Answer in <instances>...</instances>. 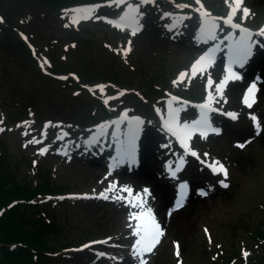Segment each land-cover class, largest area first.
<instances>
[{
  "label": "rangeland",
  "instance_id": "1",
  "mask_svg": "<svg viewBox=\"0 0 264 264\" xmlns=\"http://www.w3.org/2000/svg\"><path fill=\"white\" fill-rule=\"evenodd\" d=\"M93 1L78 0L69 9L56 10L41 0H0V17L7 14L29 49L25 52L18 46L6 51L2 47L5 36L0 31V95L18 96L23 105L22 109L14 107L19 117L13 118L0 104V169L7 174L8 187L19 186V190L25 185L39 192V180L44 187L51 185L53 194L46 193L38 204L56 225L48 242L57 247L76 245L60 255L49 254L44 264H140L132 249L137 240L147 236L136 224L142 215H148V208L159 223L150 197H145L144 191H123L127 187L118 183V175H133L135 169L143 167L145 150L163 157L162 162L145 157L154 179L171 186V193H177L178 179L188 181L181 207L194 205L184 222L189 230L187 240L167 236L162 226L164 238L161 236L152 251L144 254L146 264L158 260L157 264H264V242L255 237L258 230L264 231V94H256L248 107L243 103L247 82L239 87L234 82L228 88V80L222 92L216 93V82H223L227 69L221 59L206 64L205 73H193L206 45L218 48L221 55L231 37L237 39L235 32L225 29L216 18L230 15L229 4L225 0H200L201 9L196 0H151L147 4L140 0ZM229 3L235 7L234 0ZM128 4L139 6V15L130 13L134 20L122 27L108 22L125 13ZM82 7L92 11L74 18L73 10ZM244 8L249 12L246 18ZM204 12L210 15L205 17ZM203 18L217 20L218 40L200 42L198 28ZM232 21L261 30L264 0H242ZM252 42L244 66L233 68H264V41L254 38ZM35 50L42 54L34 55ZM71 61L93 69L88 86L50 84L37 76L38 70L48 75L51 63ZM55 77L69 81L66 74ZM209 77L214 81L212 89L207 87ZM151 83L169 88L162 98H155L149 92ZM210 90L213 104L238 119L209 115L216 131L206 137L194 134L191 146L203 162L218 169L223 165L227 176L223 172L213 175L200 160L193 159L177 177L170 178L167 166L174 167L178 149L164 135L160 123L171 109L179 112L182 122L197 120L200 116L195 105L206 103ZM36 107L43 109V120L37 117ZM132 117L143 119L142 156L136 167L110 170L104 162L112 145L104 137L112 130L109 127L103 135L96 128ZM71 163L93 171L95 181L87 183L81 176L68 173L66 167ZM138 194L146 201L143 209L133 207L140 203ZM179 208L172 204L170 211ZM36 209L27 206L26 215L36 219ZM124 209L128 214L122 217V226H102L106 215L120 214Z\"/></svg>",
  "mask_w": 264,
  "mask_h": 264
},
{
  "label": "trees",
  "instance_id": "2",
  "mask_svg": "<svg viewBox=\"0 0 264 264\" xmlns=\"http://www.w3.org/2000/svg\"><path fill=\"white\" fill-rule=\"evenodd\" d=\"M41 1L48 6H52L56 10L69 7L75 1L78 2V0H71V2L67 0ZM94 1L104 3V1L108 0ZM169 1H172L173 3L178 2L177 0ZM0 31H2L5 36L2 47H4L6 51H13L14 48H17L18 46L23 48L25 52L29 51L25 42L18 35V28L10 22L7 14H2V19H0ZM45 55L47 58L49 57L52 59L48 54ZM55 59L56 58H54V61ZM48 72V75H45L42 70H38L37 76L40 80H46L50 84L59 83L62 86L65 85L80 88V85L88 86L90 84L92 79H89L88 77L92 75L94 71L90 66L83 67L76 64L75 61H71L67 64L57 62H54V64L51 63V68L48 69ZM69 73H75L79 80L69 77V81L66 82L55 77V75H69ZM168 88L169 85L158 86L157 84L151 83L149 92L150 95H153L155 98H162L164 92L167 91ZM11 102H15L16 105L9 104ZM0 104L7 108L13 118L19 117V114L15 112L14 107L18 106L21 109L23 107L19 97L13 95H0ZM98 110L100 109L97 108L96 111ZM34 111L36 112L37 117H40L41 120L46 117L43 109L40 107H36ZM39 172L40 170L38 173ZM5 174L6 173L3 169H0V264H44L45 258L49 254L60 255L64 250L71 248L74 243L57 247L48 242L50 236L54 234L56 225L49 219L48 214L39 208L38 204L46 198L48 195L46 193L50 192V194H53L51 185H49V187L45 185L44 187L39 180L37 185H39V187L42 186L39 189V192H33L29 186L26 187L25 185L18 190L19 186H7L8 179L7 174ZM45 177V181L49 182L48 177ZM27 206L37 207L36 212H34L35 214H38L36 219L26 215ZM255 237L260 238L261 241L263 240L262 242H264V231L258 230Z\"/></svg>",
  "mask_w": 264,
  "mask_h": 264
},
{
  "label": "bare ground",
  "instance_id": "3",
  "mask_svg": "<svg viewBox=\"0 0 264 264\" xmlns=\"http://www.w3.org/2000/svg\"><path fill=\"white\" fill-rule=\"evenodd\" d=\"M86 9H89V8L82 7V8L74 9L73 10V13H75L74 18L81 17L82 13H84ZM123 14L121 16H123ZM121 16H116L113 20L117 21ZM129 16H131L130 13H129ZM204 19L205 18H203L202 23H203ZM200 35H202V34L200 33ZM241 35H243V33ZM254 36L256 38L259 37L257 35H254ZM239 40H240V38H239ZM239 40L230 41L231 44L226 47V48H228L229 54H230V49L233 47V44L238 43ZM206 62H208V61L204 62V64H205L204 66H206V64H207ZM202 65H200V66H202ZM256 68L258 70L253 71L252 65H250L249 70H242L241 69V70H238L237 73H234L231 70L235 76L240 77L239 79L232 78L228 72L229 68H227L224 77L225 78L227 77V78H229L228 80H230V82L228 84V88H230V85L233 84L234 82H237L238 87L247 82L248 86H246L244 88L247 91L249 86L255 83V86H256L255 91L257 92L258 96H261L262 94H264V68H262V67L261 68L256 67ZM244 69H246V68H244ZM197 70L205 73V70L203 67L196 66L195 71H197ZM252 79H254L255 81ZM253 81H254V83H253ZM209 93L212 95V97H214L213 94L211 93V90L209 91ZM213 101H214V98L210 103L207 100V104L214 105ZM249 101H251V100H249ZM171 112L174 115H176V112L173 109H171ZM198 113H199V116L201 118V109H198ZM177 118H178V123L182 124L183 122L180 120L179 116H177ZM125 125H126L125 122H121V121L119 122V126H117L116 122L115 123L109 122V123H106L104 125L103 124L99 125L98 128H96L97 129L96 132L98 131L99 134L101 132L104 135L106 132H108L109 127H110V129L112 130L110 133L111 136H105L104 138H108L109 143H110L108 145L109 146L110 145L116 146L117 151H118L119 150L118 145H121L120 141H121V139L125 133V130H124ZM188 137L189 136H187V138ZM187 144H188L190 150L194 149L191 146L189 138L187 140ZM136 150L137 151L135 152V157H137L139 152H140V151H138V149H136ZM119 151L121 154L114 155V158L111 161V164L113 163V164L119 165V163H115L113 161L114 160L122 161V160L128 159L127 156L122 154L123 153L122 150H119ZM144 154H145L143 157L144 164L141 160V162L144 166L141 167L140 169L133 171V175H128V173L122 172L121 175H118V176H120L118 183L120 185H125L128 189H132L134 191V193L142 192V191H144V189H147L149 192V195H147V196L150 197V204L153 206V208L155 210V216L157 217V220H158V223L160 226V230L162 231V233H163V229H162V226H163L164 230L167 233V236L170 235V236L176 237L177 238L176 240H179L181 238L184 241H186L187 240V234L189 233V230H186V228L188 226H185L184 222H186L187 219L189 218V216H190L189 214H190L191 210L194 209L193 208L194 205H192V207L191 206L190 207H187V206L180 207L178 211H170V206H172V204L175 205V202L178 200V198H181V196L183 195V193H181V190H183L184 187L186 189V186H184L182 188L181 185L184 184V183H182L181 185L178 186V191H180V193H178L176 196L175 193L172 192L173 193V195H172L171 186L169 187L168 184L160 183L158 180L154 179L152 172H150L148 165H147V162H146V158L150 161H152L151 159H154V160H157L159 162H162L161 159H163V157L161 158L160 155H158V153H156V152L152 153L150 150H145ZM84 161H87V160L84 159ZM84 161H82V162L89 166V164L85 163ZM138 161L139 160H137V162ZM122 165H123V163L121 164V166ZM174 170H175V168H174ZM66 171L72 175L75 174L76 176H81V178L86 179L85 182H87V183H90V181H92V182L95 181V178L97 177V175L94 174L93 171L83 169V168L77 166L76 164L74 165V163L68 164V166L66 167ZM188 206H189V204H188ZM127 214H128V211L125 209L122 210L120 212V214L119 213L113 214V215H115L113 218H109L108 216H113V215L108 214V215H106V217H105L106 219L103 221L102 226H104V227L122 226V221H123L122 217L126 216ZM139 222L140 223L136 224V227H139L143 232L147 231L148 230L147 227L150 226L149 232H147V233L145 232V236H150L149 233H151L153 231L152 220L149 219L148 215L146 214V215L141 216V218L139 219ZM162 237H163V235H162ZM158 261H157V263H158ZM157 263L152 262L151 264H157Z\"/></svg>",
  "mask_w": 264,
  "mask_h": 264
},
{
  "label": "snow or ice",
  "instance_id": "4",
  "mask_svg": "<svg viewBox=\"0 0 264 264\" xmlns=\"http://www.w3.org/2000/svg\"><path fill=\"white\" fill-rule=\"evenodd\" d=\"M118 3H126V0H117ZM151 2V0H140V3L142 4H147ZM226 3L229 4V7L231 8V13L227 18H220L224 19L225 23L231 27V28H237L240 33H243L241 35L240 40L238 43H234L233 47L230 49V56H229V75L234 78V79H239V76H235L232 73V67L237 66V67H243L244 63L248 60V58L251 55V49H252V40L251 37L255 35L256 33H253L249 29H245L242 27H239L238 25L232 23V20L236 14V12L239 10L240 5L242 4V0H234L235 7L232 6V3H229V0H225ZM196 3L200 5V8L203 9V4L200 3V0H196ZM127 11L121 16L117 21H111L109 20V23H113L114 26L117 27H122L126 22L130 20H134L135 17H129V13H136L139 15V6H133L132 4L127 5ZM85 11H92L91 9H86ZM205 17L209 16L207 12L202 13ZM249 15L248 9L244 8L243 10V16L246 18ZM75 22V21H74ZM198 30L202 34L201 37H198L200 39L201 43H209V41H216L218 40V24L217 20L215 19H205L203 23L199 26ZM135 34V30H133V35ZM259 35L264 36V29H261L259 32ZM231 39H235L234 37H231ZM215 55V49H205L204 54L201 55L199 60L197 61V65H202L204 64L205 61L211 62L214 58ZM196 67L194 66L193 68V73H195ZM217 86L215 87V92L216 93H221L222 90L224 89L225 85L228 83V78L226 77L223 82H216ZM214 84V81L211 79V77L208 78L207 81V87L209 89H212ZM255 84H252L249 86L247 89V94L243 97V103L247 105L248 107L252 106V103L249 101V97L253 95V92L255 90ZM208 102L210 103L213 100V97L211 94L208 95L207 97ZM201 108V118L198 120H194L191 122L184 121L182 124L178 123V118L176 115H174L171 111H169L167 115V123L165 124V127L167 128L168 131L172 132L173 135L177 137V139L180 140V144L183 148L186 150H189V146L187 143H185V134L187 136H190L193 131H199V135L205 136L206 137V131L204 129H209L211 128L210 122L207 117V113L204 111V109L208 108V104H204L200 106ZM159 112V109H157ZM127 113L124 114V117L127 118ZM232 119L236 118V115L234 113H228ZM252 120L255 122L256 121V116L251 117ZM163 119V117H162ZM127 126H128V134L132 137L133 143L129 146L128 149L124 151V155L127 156L131 161H135V146H134V141H135V136L138 132V128H133V124L136 126L142 125L143 121L139 119L138 117L135 118L134 120L132 119H127L126 120ZM117 126H119V122H116ZM257 127H259V123L257 122ZM212 131H216V129H212ZM167 147V145H165ZM191 155L197 156V153L195 151H191ZM207 155V154H205ZM182 164L183 161H180ZM218 163V162H217ZM210 167L213 168V171H216V165H211ZM171 174L173 177L176 176V172L179 171V167H177L175 170H172L171 166L170 169ZM219 170L223 172L225 177L227 176V171L224 169L223 165H219ZM183 188L184 185H181ZM223 187H228L227 184H223ZM123 191H128L131 192V189H122ZM205 193L201 192V195H204ZM143 195L146 197L149 195V192L147 189H144ZM107 198V197H104ZM118 199L120 197H117ZM136 199L140 201V203L134 204L133 207H140L143 209L144 203L146 201L141 200L140 195L138 194ZM183 204V198L181 200L177 201L176 207L179 208ZM148 217L149 219L152 220V228L153 231L151 232L150 236L147 237H142L141 239L137 240L135 242V245L132 249V255L134 257H138L140 259V264H146L144 261V254L149 253L152 251L154 246L159 242V238L163 235L162 231L160 230L159 224L155 222L154 216L152 214L151 208L147 209ZM143 214V211L141 212V215ZM135 215V214H134ZM138 218V217H137ZM136 235H140L139 230H136ZM178 247V245H177ZM103 255V254H99ZM177 255L179 253L177 252ZM245 256H247V253H244Z\"/></svg>",
  "mask_w": 264,
  "mask_h": 264
}]
</instances>
